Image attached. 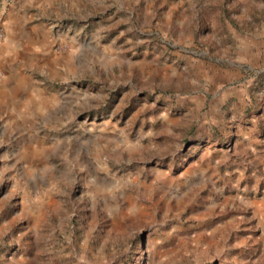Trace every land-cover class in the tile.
<instances>
[{
  "label": "rangeland",
  "instance_id": "obj_1",
  "mask_svg": "<svg viewBox=\"0 0 264 264\" xmlns=\"http://www.w3.org/2000/svg\"><path fill=\"white\" fill-rule=\"evenodd\" d=\"M11 20L40 55L0 88V264H264V0Z\"/></svg>",
  "mask_w": 264,
  "mask_h": 264
},
{
  "label": "crops",
  "instance_id": "obj_2",
  "mask_svg": "<svg viewBox=\"0 0 264 264\" xmlns=\"http://www.w3.org/2000/svg\"><path fill=\"white\" fill-rule=\"evenodd\" d=\"M19 23L12 21V29L0 43V70L3 73L0 88L3 87L5 92L10 91L14 85L12 84L13 75H16L19 69L26 64L25 54L34 55L36 61H39L40 52L37 50L38 48H35V46L33 48L31 44L39 38L38 30L36 28L24 29V27L21 29L18 27Z\"/></svg>",
  "mask_w": 264,
  "mask_h": 264
},
{
  "label": "built area",
  "instance_id": "obj_3",
  "mask_svg": "<svg viewBox=\"0 0 264 264\" xmlns=\"http://www.w3.org/2000/svg\"><path fill=\"white\" fill-rule=\"evenodd\" d=\"M7 1H11V0H7ZM4 38H5V32H4L3 28L0 27V43L4 40ZM2 77H3V73L0 70V80L2 79Z\"/></svg>",
  "mask_w": 264,
  "mask_h": 264
}]
</instances>
